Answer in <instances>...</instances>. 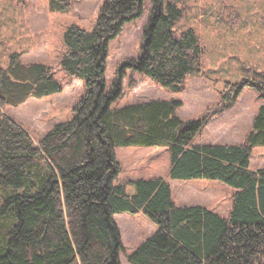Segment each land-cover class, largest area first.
I'll list each match as a JSON object with an SVG mask.
<instances>
[{"label":"trees","instance_id":"16d2710c","mask_svg":"<svg viewBox=\"0 0 264 264\" xmlns=\"http://www.w3.org/2000/svg\"><path fill=\"white\" fill-rule=\"evenodd\" d=\"M75 1L48 0V9L67 13ZM142 3L102 0L92 29L66 27L59 68L85 92L73 117L37 143L2 110L60 93L63 85L50 66L23 63L18 53L0 68V264H121L118 213H141L156 227L124 252L129 264H264V167L250 168L252 150L264 146V106L242 143L196 144L206 118L181 119L179 101L115 105L127 71L173 93L202 74L199 37L192 28L176 32L182 7L151 0L140 51L119 64L106 86L109 42L141 16ZM224 87L222 108L244 89L264 100V73ZM134 146L166 148L170 180H218L233 188L228 215L176 205L161 177L118 181L115 149Z\"/></svg>","mask_w":264,"mask_h":264},{"label":"rangeland","instance_id":"374dc122","mask_svg":"<svg viewBox=\"0 0 264 264\" xmlns=\"http://www.w3.org/2000/svg\"><path fill=\"white\" fill-rule=\"evenodd\" d=\"M184 10L176 32L192 28L203 48L202 74L186 79L181 92H169L138 73L127 71L122 79V95L116 106L154 99L180 102L177 115L183 119L206 118L196 144H240L251 129L252 120L264 100L244 89L227 108L224 84L257 78L264 73V0H171ZM102 0H76L67 13L50 12L48 0H0V68L9 55L18 53L23 63L40 62L52 68L63 85L62 92L37 99L30 97L18 107L2 112L21 125L35 143L54 125L73 117V109L84 95L83 83L59 68L63 53L62 35L76 24L92 29ZM151 10V0H143L142 13L126 23L109 42L105 81L115 79L121 62L135 59L140 51L143 27ZM115 156L121 167L118 181L138 178H164L171 187L176 205H200L227 216L234 189L218 180H170L169 155L164 147H120ZM264 167V146L252 150L250 168ZM128 193L134 192L128 186ZM123 251L121 264H129V252L156 230L143 214H114ZM125 252V253H124Z\"/></svg>","mask_w":264,"mask_h":264},{"label":"crops","instance_id":"0c3cea01","mask_svg":"<svg viewBox=\"0 0 264 264\" xmlns=\"http://www.w3.org/2000/svg\"><path fill=\"white\" fill-rule=\"evenodd\" d=\"M154 232H155V231H154ZM154 232H152V234H153ZM152 234H151V235H152Z\"/></svg>","mask_w":264,"mask_h":264}]
</instances>
